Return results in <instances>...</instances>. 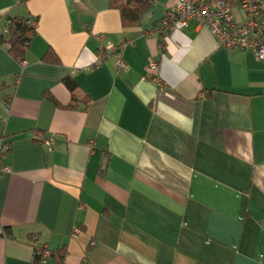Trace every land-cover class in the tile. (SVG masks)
Wrapping results in <instances>:
<instances>
[{
    "label": "crops",
    "instance_id": "0c3cea01",
    "mask_svg": "<svg viewBox=\"0 0 264 264\" xmlns=\"http://www.w3.org/2000/svg\"><path fill=\"white\" fill-rule=\"evenodd\" d=\"M176 3L0 0L37 19L24 66L0 43V264H264V60L196 21L163 41Z\"/></svg>",
    "mask_w": 264,
    "mask_h": 264
},
{
    "label": "built area",
    "instance_id": "2783aa9c",
    "mask_svg": "<svg viewBox=\"0 0 264 264\" xmlns=\"http://www.w3.org/2000/svg\"><path fill=\"white\" fill-rule=\"evenodd\" d=\"M154 3L155 0H147ZM190 21H196L199 26L208 28L219 44L227 49L254 50L258 60H264V0H177L176 6L168 10L162 19L157 34L167 41V34L185 28ZM31 24L36 27L37 19L33 18ZM105 35H99L104 39ZM126 41L119 48L110 46L101 52L91 64V67L100 65L107 57L108 50L118 51L129 44ZM26 62L21 60V65ZM159 63L150 59L147 70L152 73L153 80L162 84L159 75ZM10 150L9 145H0V154ZM11 171L8 165L0 162V174ZM95 246V243H91ZM36 254L45 262L51 256L48 246H35Z\"/></svg>",
    "mask_w": 264,
    "mask_h": 264
},
{
    "label": "trees",
    "instance_id": "16d2710c",
    "mask_svg": "<svg viewBox=\"0 0 264 264\" xmlns=\"http://www.w3.org/2000/svg\"><path fill=\"white\" fill-rule=\"evenodd\" d=\"M113 5L118 7L121 11L123 24L129 26L137 23L140 13L145 8L147 4H150L147 0H112ZM5 14L0 15L1 18ZM34 17H6L5 18V27L7 28V34H0V43H7L10 54L18 60H22L25 56L26 50L30 47L31 42L36 35V27L31 24V20ZM36 19V18H35ZM49 55L51 51L49 50ZM55 61H58L57 56H55ZM64 84L72 94V101L68 107H75L78 97L77 89L78 85L74 78L68 76L64 80ZM57 106L62 107L55 98L49 96ZM87 99L85 100L86 103ZM9 145L10 143H4ZM4 154L2 152L0 157ZM50 250V249H49ZM51 257L58 258V254L54 251H51ZM37 257L40 259L41 256L37 254ZM61 263H63V256L60 257Z\"/></svg>",
    "mask_w": 264,
    "mask_h": 264
}]
</instances>
